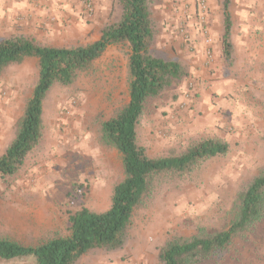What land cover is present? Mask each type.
Returning a JSON list of instances; mask_svg holds the SVG:
<instances>
[{"label": "rangeland", "instance_id": "1", "mask_svg": "<svg viewBox=\"0 0 264 264\" xmlns=\"http://www.w3.org/2000/svg\"><path fill=\"white\" fill-rule=\"evenodd\" d=\"M91 1L93 11L87 15L83 0H75L72 28L63 34L37 38L0 22V38L25 35L39 44L64 47L90 43L91 34L82 26L95 16L96 0ZM110 1L111 18L100 30L119 17V5ZM205 3L211 62L180 32L185 27L192 38L187 21L197 23V0H152L157 30L151 53L179 62L187 75L147 99L136 137L154 158L179 155L209 137L226 141L228 151L185 173L156 175L133 211L123 246L92 249L75 264H162L159 250L166 239L228 229L236 219L240 193L264 170V0H232V61L222 55L220 0ZM168 8L174 12L170 28L163 18ZM200 41L197 36L195 42ZM128 58L126 44L110 45L70 84L55 82L46 93L39 143L16 173L0 176V238L36 246L67 236L69 213L109 208L113 187L125 174L120 153L102 140L101 123L129 101ZM37 79L35 57L0 72V155L15 136ZM33 260L0 258V264ZM202 264H264V217L235 232L224 249Z\"/></svg>", "mask_w": 264, "mask_h": 264}, {"label": "trees", "instance_id": "2", "mask_svg": "<svg viewBox=\"0 0 264 264\" xmlns=\"http://www.w3.org/2000/svg\"><path fill=\"white\" fill-rule=\"evenodd\" d=\"M120 7L117 20L101 28L100 38L72 47L43 45L25 35L0 38V72L29 57L38 62V79L23 114L17 122L15 136L0 155V176L16 173L42 135V102L55 83L70 84L76 75L89 68L110 45L129 48V101L113 117L101 123L104 143L121 156L124 178L113 187L111 204L103 212L87 207L69 213V234L51 238L36 246L0 238V258L6 261L29 259L27 264H75L92 249H120L131 223L133 211L150 189L156 175L185 173L194 165L223 155L228 143L216 137L203 138L176 156L150 157L137 142L136 125L148 98L158 96L187 75L179 62L154 56L151 47L156 36L152 0H114ZM232 0H220L222 55L233 60L231 39ZM264 217V170L255 175L240 193L236 219L228 229L211 234L174 236L159 250L162 264H202L224 249L235 232L245 230Z\"/></svg>", "mask_w": 264, "mask_h": 264}, {"label": "crops", "instance_id": "3", "mask_svg": "<svg viewBox=\"0 0 264 264\" xmlns=\"http://www.w3.org/2000/svg\"><path fill=\"white\" fill-rule=\"evenodd\" d=\"M96 7V13L91 23L82 26L85 30L84 33L90 32L92 39L90 42L100 38L101 25L111 18L109 17L112 9L110 0H96ZM77 9L75 0H0V22L9 30H22L23 33L29 32L37 38L52 37V33L63 34L68 28H72L69 23L73 22ZM172 10V8H168L163 16L167 23L166 26L169 28L173 20L174 12ZM187 22L193 30L191 43L198 51L201 49L202 42L200 41L199 44L195 42L197 36L201 38L197 32V23L195 22L192 26L191 21ZM163 36L165 37L164 41L168 40L165 35ZM169 43L167 42V45Z\"/></svg>", "mask_w": 264, "mask_h": 264}, {"label": "built area", "instance_id": "4", "mask_svg": "<svg viewBox=\"0 0 264 264\" xmlns=\"http://www.w3.org/2000/svg\"><path fill=\"white\" fill-rule=\"evenodd\" d=\"M83 6L85 13L87 15H91L93 11L92 1L91 0H83ZM195 16L197 18V27L198 32L201 36L202 40V53L206 57L207 62H211L213 59V41L210 37V29L207 25V16H208V7L205 3V0H197V5L195 9ZM180 32L184 35L185 40L191 43V36L188 34V30L185 27L180 28Z\"/></svg>", "mask_w": 264, "mask_h": 264}]
</instances>
